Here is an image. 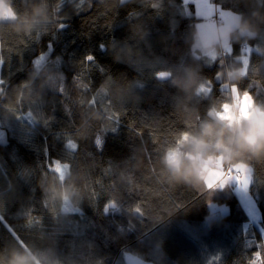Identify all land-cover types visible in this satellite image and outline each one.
I'll return each instance as SVG.
<instances>
[{
	"label": "trees",
	"instance_id": "trees-1",
	"mask_svg": "<svg viewBox=\"0 0 264 264\" xmlns=\"http://www.w3.org/2000/svg\"><path fill=\"white\" fill-rule=\"evenodd\" d=\"M4 1L0 264H264V232L203 161L252 167L264 230V0H213L240 14L228 51L197 44L191 0Z\"/></svg>",
	"mask_w": 264,
	"mask_h": 264
},
{
	"label": "rangeland",
	"instance_id": "rangeland-1",
	"mask_svg": "<svg viewBox=\"0 0 264 264\" xmlns=\"http://www.w3.org/2000/svg\"><path fill=\"white\" fill-rule=\"evenodd\" d=\"M191 1L195 2V14L197 17L200 18V20L197 22V30H198L197 44L206 48L207 46H210L211 43L214 41L220 42L221 36H224V38L226 39L225 48L228 51L230 49L229 31L239 26L240 14L231 9L223 8L219 4L217 5L216 2H214L213 0H191ZM222 10L223 12L220 13ZM215 14L219 16V19L221 21L220 24H218L215 21L214 19ZM13 16L14 15L10 7L5 3L4 0H0V21L11 19ZM240 32L246 34L249 33V30L245 28H241ZM251 50H252L251 48L247 49V52L250 53ZM242 58L244 61V65L246 66L248 61V54L243 55ZM47 86L50 85L47 84ZM236 105L240 109L239 114L241 117L255 121L257 123H261L262 120L261 117L263 113L257 107H252V102L248 95H244L242 100L236 101ZM223 114L221 115L232 117L228 109ZM221 115H219V117L222 118ZM90 120L95 125V127H99L100 123L97 113H94L91 116ZM250 139L251 141L260 145L258 141L260 137L258 139H254L253 136ZM175 152H177V150L173 149L169 153L170 165H175V162L172 160V156L176 155L173 154ZM215 158L219 160L220 162L219 166H209L210 160L213 158L203 159L205 163V171L207 173L205 178L207 184L209 186L215 185L211 183L218 180V178L224 180L225 182H231V184H233L234 192L237 195L248 217L264 232V230L260 227L261 211L257 205L254 194L250 191V184L252 182V177H253L252 167L246 163L239 162V163H231L226 168H224L223 166L224 164L223 162L225 160L224 156L220 155ZM55 170L61 174V172L63 171V166L56 165ZM237 173L240 174L239 177L236 176ZM214 207L215 204L214 203L211 204V208ZM222 208L224 211H226L225 206H223ZM98 252L101 253V251ZM101 258L102 255L97 256L96 261L100 260ZM220 261L222 260L220 259L214 260L210 264H220Z\"/></svg>",
	"mask_w": 264,
	"mask_h": 264
},
{
	"label": "water",
	"instance_id": "water-1",
	"mask_svg": "<svg viewBox=\"0 0 264 264\" xmlns=\"http://www.w3.org/2000/svg\"><path fill=\"white\" fill-rule=\"evenodd\" d=\"M167 77H169V74L165 72H160L159 74H157V78L160 80L165 79ZM125 259H126L127 264H153V263L144 261L143 259L139 257L127 256Z\"/></svg>",
	"mask_w": 264,
	"mask_h": 264
},
{
	"label": "crops",
	"instance_id": "crops-1",
	"mask_svg": "<svg viewBox=\"0 0 264 264\" xmlns=\"http://www.w3.org/2000/svg\"><path fill=\"white\" fill-rule=\"evenodd\" d=\"M221 13H222V11H221ZM221 39L224 41V43H226V39L224 38V36H221ZM207 174V173H206ZM205 178H206V175H205ZM219 180H220V178H218V180H216V181H214V182H212L211 184H216V183H218L219 182ZM206 181V180H205ZM209 183V182H208ZM206 184H207V182H206ZM210 184V183H209ZM208 185V184H207ZM209 186V185H208Z\"/></svg>",
	"mask_w": 264,
	"mask_h": 264
},
{
	"label": "built area",
	"instance_id": "built-area-1",
	"mask_svg": "<svg viewBox=\"0 0 264 264\" xmlns=\"http://www.w3.org/2000/svg\"><path fill=\"white\" fill-rule=\"evenodd\" d=\"M215 166L219 165V163L217 161H214V164Z\"/></svg>",
	"mask_w": 264,
	"mask_h": 264
}]
</instances>
